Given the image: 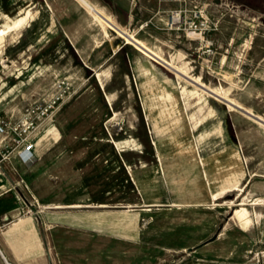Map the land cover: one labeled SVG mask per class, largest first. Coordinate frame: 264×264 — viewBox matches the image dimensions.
Here are the masks:
<instances>
[{
  "label": "rangeland",
  "instance_id": "rangeland-1",
  "mask_svg": "<svg viewBox=\"0 0 264 264\" xmlns=\"http://www.w3.org/2000/svg\"><path fill=\"white\" fill-rule=\"evenodd\" d=\"M89 1L97 16L82 0H0V117L68 88L46 163H0L43 241L23 264H264V0ZM139 169L155 207H139ZM203 170L226 175L208 188ZM232 178L241 190L220 194Z\"/></svg>",
  "mask_w": 264,
  "mask_h": 264
},
{
  "label": "crops",
  "instance_id": "crops-1",
  "mask_svg": "<svg viewBox=\"0 0 264 264\" xmlns=\"http://www.w3.org/2000/svg\"><path fill=\"white\" fill-rule=\"evenodd\" d=\"M83 6L84 8L87 7V5H90V8L88 9V13L90 15H98L99 12V8L96 4L90 2L89 0H82ZM102 9V8H100ZM28 13L24 14L22 17L18 18V19H28ZM116 22V21H115ZM118 25V24H117ZM120 28H122V31L120 32V37L123 38L124 41H126L127 43L129 42V40L127 39L126 36V30L125 28L121 27L120 25H118ZM10 28L6 29L9 30ZM113 30V29H111ZM1 31V30H0ZM66 40L68 41L70 47L72 48L73 52H78L76 50V48L74 47L71 39H69V37H67L65 35ZM43 129V134L41 133L42 130L40 131L41 133V138L39 139L40 142V147H47L48 142L50 141V139L53 140H58L59 139V133L57 131V129L55 127H47V128H42ZM39 145V144H38ZM41 149V148H40ZM39 154V147L36 148L35 151V156H37ZM37 158V157H36ZM11 161H15L18 162L20 165L22 163H20L17 159H11L9 161V163H12ZM123 161V159H122ZM37 164H45V160L43 158H41L40 160L37 159V161L35 162ZM124 163V161H123ZM197 164H199L201 167L204 166L203 161L201 160V158H198ZM238 163L235 162V164L233 165L234 171L237 172L239 175V165H237ZM24 165V164H22ZM36 165V164H35ZM26 166V165H24ZM232 167V168H233ZM230 168V167H228ZM27 169H30L27 166ZM195 169V168H194ZM226 170H224L225 173ZM145 170L143 169H139L136 174H137V179H138V191L139 194L142 197V205L139 207H155L156 205H158V201L155 200L154 202H147V200L145 199V195H146V191L145 189H143L140 179V175L142 173H144ZM223 172H219L216 174L218 178L215 179H211V175L206 171L203 170L202 171V175L205 178L206 181V185L210 186V184H212L214 182V180L216 182H219L220 178L222 176H225L226 174H222L220 176V174ZM241 176V175H240ZM242 179V177H241ZM240 179V181H241ZM18 183L15 182V180L5 176L4 174L0 173V257L3 260L2 256L5 258L6 262L9 264H23V261L26 260V262L28 261V259L30 260H41V249H42V240L40 237H38L37 232H36V226L34 223V220L30 219H25V217L19 218L20 217V213H19V202L17 199V194H16V189H17ZM225 188V189H224ZM223 191L220 193L222 195H225L226 193H230V192H238L236 189H226V187H224ZM237 189H240V183L238 184ZM226 190V191H225ZM219 194V195H220ZM216 195H212V199H217ZM162 201V200H161ZM159 201V202H161ZM73 203H70L68 206L70 205H75ZM178 201L173 202L172 205L174 206H181L178 205ZM62 207H58V209H60ZM68 208H74V207H68ZM239 210H236L234 213V217L242 223L243 227H247L249 224V220L246 218L247 215V211H242L241 213H238ZM43 225L44 226H51V227H65L67 225L66 220H65V216L60 213V212H46L45 215L43 216ZM21 240H25V243H21ZM18 251H22L21 257L19 256V252ZM15 253V254H14ZM2 255V256H1ZM4 261V260H3ZM4 264H6L4 262Z\"/></svg>",
  "mask_w": 264,
  "mask_h": 264
},
{
  "label": "built area",
  "instance_id": "built-area-1",
  "mask_svg": "<svg viewBox=\"0 0 264 264\" xmlns=\"http://www.w3.org/2000/svg\"><path fill=\"white\" fill-rule=\"evenodd\" d=\"M67 91L64 82L58 83L49 99L27 104L17 118L0 117V163L17 159L26 166L35 164L40 131L47 121H52Z\"/></svg>",
  "mask_w": 264,
  "mask_h": 264
},
{
  "label": "bare ground",
  "instance_id": "bare-ground-1",
  "mask_svg": "<svg viewBox=\"0 0 264 264\" xmlns=\"http://www.w3.org/2000/svg\"><path fill=\"white\" fill-rule=\"evenodd\" d=\"M49 6V5H48ZM98 7H100V6H98ZM99 11H100V8H99ZM178 18H179V15L178 14H176V15H174V17H173V19L175 20V21H177L178 20ZM6 31L7 30H1L0 31V37H2L5 33H6ZM191 37H194L196 34L195 33H190L189 34ZM198 35V34H197ZM175 77H177L178 79H181V77L183 76V69L181 68V67H177V69L175 70ZM225 72V71H224ZM228 72V71H227ZM97 77L99 78V75H97ZM223 77L224 78H226V79H228V80H231V74H223ZM181 80H183V79H181ZM190 82L198 91H201V88H202V83L199 81V78L198 77H196V78H193V77H191V76H188V77H186L185 78V80H184V82ZM99 82V81H98ZM100 84H101V87H103V84H102V82H100ZM188 84V83H187ZM189 85V84H188ZM215 89V88H214ZM109 104H111V103H109ZM114 145L116 146V147H121V145L119 144V143H114ZM236 162V161H235ZM231 181V180H230ZM229 181V182H230ZM234 178H232V182H231V184H229L228 185V187L226 188V189H228V188H230V189H234L235 187H237V184L235 185V183H237L238 182V179L237 180H235L234 182ZM225 189V188H224ZM224 189H222V191L224 190ZM241 190V189H240ZM226 191V190H225ZM217 196V195H216ZM242 211H245V209H241V210H239V212L238 213H241ZM1 253V252H0Z\"/></svg>",
  "mask_w": 264,
  "mask_h": 264
},
{
  "label": "water",
  "instance_id": "water-1",
  "mask_svg": "<svg viewBox=\"0 0 264 264\" xmlns=\"http://www.w3.org/2000/svg\"><path fill=\"white\" fill-rule=\"evenodd\" d=\"M1 256H2V255H1ZM2 258H3V260H4V262H5L6 264H9V263L6 262V260H5V258H4L3 256H2Z\"/></svg>",
  "mask_w": 264,
  "mask_h": 264
}]
</instances>
